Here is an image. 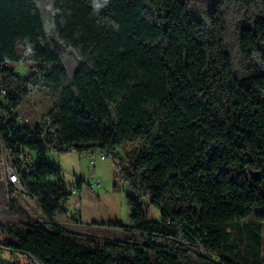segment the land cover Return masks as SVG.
Masks as SVG:
<instances>
[{"label": "trees", "instance_id": "trees-1", "mask_svg": "<svg viewBox=\"0 0 264 264\" xmlns=\"http://www.w3.org/2000/svg\"><path fill=\"white\" fill-rule=\"evenodd\" d=\"M192 1L53 0L54 31L79 61L68 77L36 2L0 0V141L43 217L21 212L0 225L11 238L0 242V264H263L264 0H215L204 19ZM38 89L53 99L44 121L58 130L42 141L40 128L15 122ZM124 142L143 144L117 166L145 243L82 245L55 224L70 192L46 154L114 158ZM143 198L159 221L146 220Z\"/></svg>", "mask_w": 264, "mask_h": 264}, {"label": "rangeland", "instance_id": "rangeland-1", "mask_svg": "<svg viewBox=\"0 0 264 264\" xmlns=\"http://www.w3.org/2000/svg\"><path fill=\"white\" fill-rule=\"evenodd\" d=\"M41 13L46 30L47 44L59 56L68 77H72L77 65L78 56L70 48L65 47L58 39L53 28L52 11L53 0H34ZM215 0H193L192 10L195 17L204 19L207 10ZM256 65L263 69L259 58H254ZM15 73L26 76L29 74V65H9ZM53 105L52 97L44 90L38 89L31 92L24 105H21L16 114L19 115L29 128L39 124ZM142 142H124L115 150V157L106 156L101 160L100 156L105 155L98 150H91L88 154H78L70 151L63 154L48 152V161L60 169L62 179L67 192L73 190L67 202L61 203V210L54 217L55 224L75 237L85 246H103L106 243L128 244L142 248L145 241L134 229L130 208L126 203L127 195L132 194L128 183L121 176L117 163H126L135 156L134 150L142 148ZM1 149V148H0ZM0 158L2 152L0 150ZM30 164L36 161V155H27ZM93 161L91 164L90 161ZM53 180V179H52ZM80 184V189L76 187ZM95 186L92 188V186ZM14 199L16 206L13 211L9 209V200ZM145 218L148 221H159L160 212L153 207L147 198L141 200ZM79 206V208H78ZM21 212H24L29 219L43 221L37 200L25 191L15 192L7 196L6 183L0 181V225L10 222L16 224L22 220ZM75 221V222H74ZM78 221V222H76ZM111 222H118L124 226L123 229L109 226ZM11 223V224H12ZM11 240L5 232H0V242ZM262 254L264 264V231L262 235ZM113 257L122 255L120 251H111ZM5 259L13 258L21 263H26L19 255L3 254Z\"/></svg>", "mask_w": 264, "mask_h": 264}, {"label": "built area", "instance_id": "built-area-1", "mask_svg": "<svg viewBox=\"0 0 264 264\" xmlns=\"http://www.w3.org/2000/svg\"><path fill=\"white\" fill-rule=\"evenodd\" d=\"M6 95H7V92L5 90H2V79L0 77V102L1 103L5 102ZM15 122L19 126H22L24 124V120L19 115H17V117L15 118ZM36 127L40 128V134L39 136H37V140H41V141L46 139L48 136L55 137L58 132V130H56L55 128H51L50 123L48 121H44V119L39 124H36L34 128ZM0 148L2 152V158H0V181L6 184L9 183L19 192L25 193V190L23 189L20 183L18 171L15 165L13 164L11 156L9 155V153L7 152V150L5 149L1 141H0ZM105 157H106L105 155H101L100 159L105 160ZM90 162L91 164L93 163L92 160ZM94 187L95 186L93 185L92 188ZM72 192L73 190L71 189L70 197H71ZM70 197L68 198V200L70 199ZM200 253L204 254L202 249H200Z\"/></svg>", "mask_w": 264, "mask_h": 264}]
</instances>
